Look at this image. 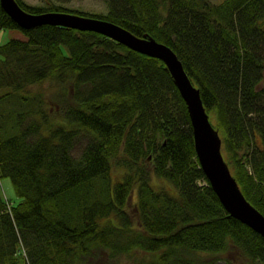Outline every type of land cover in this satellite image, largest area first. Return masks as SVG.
<instances>
[{
  "label": "trees",
  "instance_id": "16d2710c",
  "mask_svg": "<svg viewBox=\"0 0 264 264\" xmlns=\"http://www.w3.org/2000/svg\"><path fill=\"white\" fill-rule=\"evenodd\" d=\"M17 1L170 45L244 194L264 212V0H108L106 13ZM7 29L23 36L0 42V264H96L103 251L138 248L153 256L144 264H235L200 255L231 247L264 264L263 236L229 213L202 167L163 60L93 30L21 27L0 0Z\"/></svg>",
  "mask_w": 264,
  "mask_h": 264
},
{
  "label": "water",
  "instance_id": "95a60500",
  "mask_svg": "<svg viewBox=\"0 0 264 264\" xmlns=\"http://www.w3.org/2000/svg\"><path fill=\"white\" fill-rule=\"evenodd\" d=\"M9 15L24 28L43 24L61 25L105 34L131 49L163 60L170 69L181 94L187 100L194 129L195 146L204 171L225 208L234 217L248 223L264 237V213L247 200L222 151L223 139L210 121L201 100L199 87L192 81L177 52L150 34L137 35L108 19L71 11L50 10L32 13L17 0H1ZM213 152V153H212ZM152 154L149 155L151 160Z\"/></svg>",
  "mask_w": 264,
  "mask_h": 264
},
{
  "label": "rangeland",
  "instance_id": "374dc122",
  "mask_svg": "<svg viewBox=\"0 0 264 264\" xmlns=\"http://www.w3.org/2000/svg\"><path fill=\"white\" fill-rule=\"evenodd\" d=\"M27 1L33 4H43L44 5L47 3V0H27ZM51 1H57L70 9H77V10H81L85 12H104L106 13L109 10L108 0H51ZM211 1L214 3H218L221 0H211ZM14 36H23V33L19 29L3 30V32L0 33V42L4 43ZM86 141H87V137L85 136L80 137L78 139L73 149V153L75 155H79L82 152ZM258 143L260 145L262 144V142H259V141ZM224 156L226 158V154H224ZM226 160L228 161L227 158ZM162 183L163 181H160V184ZM1 184H2V188H3L4 194L7 197V199L12 203L17 204L20 201V197L16 195L10 179L2 178ZM255 231L258 232L257 230ZM258 233L260 234V232ZM196 254L198 253L196 252ZM196 254L192 253L189 256L198 257ZM200 255L203 258H212V259L215 258L220 261H224L225 259H230L235 264H262V263L253 262L252 260L247 258L243 253L239 252L236 247H231L228 250L223 251V252H220V251L219 252H201ZM152 257L153 256H151L149 253L145 252L143 249H140V248L133 249L131 251L122 252L115 257H111L109 256L107 252L104 253L103 251L102 256H100L99 258V259L101 258L102 259L101 260L98 259L96 264H144V263L149 262L152 259Z\"/></svg>",
  "mask_w": 264,
  "mask_h": 264
},
{
  "label": "bare ground",
  "instance_id": "6f19581e",
  "mask_svg": "<svg viewBox=\"0 0 264 264\" xmlns=\"http://www.w3.org/2000/svg\"><path fill=\"white\" fill-rule=\"evenodd\" d=\"M130 30V29H129ZM3 32V30L2 31H0V33H2ZM133 32V31H132ZM133 33H135V32H133ZM136 34V33H135ZM138 35V34H137ZM142 53V52H141ZM148 55V54H147ZM149 56H152V55H149ZM152 57H155V56H152ZM168 68V67H167ZM169 70V72L171 73V71H170V69H168ZM185 70H186V68H185ZM171 75H172V73H171ZM172 77H173V75H172ZM173 80H174V77H173ZM174 82H175V80H174ZM176 84V83H175ZM176 86H177V84H176ZM178 87V86H177ZM200 89V88H199ZM180 91V90H179ZM200 92H201V89H200ZM181 93V92H180ZM182 95V94H181ZM182 98L184 99V101H185V103H186V106H187V110H188V113H189V116H190V119H191V112H190V109H189V106H188V104H187V100L185 99V97H183V95H182ZM201 100H202V102H203V104L205 105V107H206V111L208 112V114H209V116H210V121H212V118H211V114H210V111L207 109V106H206V104H205V101H204V99H203V97H202V95H201ZM192 122V121H191ZM213 124V123H212ZM213 153V152H212ZM229 165H230V163H229ZM230 168H231V165H230ZM231 171H232V174L234 175V173H233V170H232V168H231ZM206 173V172H205ZM206 175H207V177H209L208 176V174L206 173ZM235 176V175H234ZM236 177V176H235ZM239 186H240V189H241V191H242V193L244 194V191H243V189H242V187H241V184L239 183ZM218 195V194H217ZM245 195V194H244ZM219 197V196H218ZM245 197H246V195H245ZM7 198V197H6ZM247 198V197H246ZM8 200V199H7ZM247 200H248V198H247ZM9 201V200H8ZM221 201V200H220ZM249 201V200H248ZM10 202V201H9ZM250 202V201H249ZM11 203V202H10ZM222 203V202H221ZM223 204V203H222ZM264 213V212H263ZM237 219L239 220V221H241L242 223H245V224H247L248 225V223L247 222H245V221H243V220H241V219H239L238 217H237ZM249 226V225H248ZM249 227H251V226H249Z\"/></svg>",
  "mask_w": 264,
  "mask_h": 264
}]
</instances>
